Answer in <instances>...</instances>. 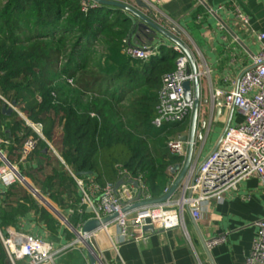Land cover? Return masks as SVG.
<instances>
[{"label":"trees","instance_id":"16d2710c","mask_svg":"<svg viewBox=\"0 0 264 264\" xmlns=\"http://www.w3.org/2000/svg\"><path fill=\"white\" fill-rule=\"evenodd\" d=\"M85 4L83 0H0V91L6 100L16 102L28 120L43 125L45 139L72 173L94 174L91 187L98 198L107 184L115 185L124 175L141 183L143 194L157 198L173 181L176 171L172 170L183 159L172 155L166 144L155 143L151 148L148 142L171 126L178 130L170 138L175 139L190 121L162 128L152 124L158 91L164 76L175 71L178 53L161 45L157 56L148 61L130 58L123 52L132 28L125 12L90 3L84 11ZM104 34L106 40L101 38ZM99 40L111 47L109 54L115 55L116 61L104 58L103 62H89L96 52L88 53L87 49ZM64 50L69 54L62 67L64 78L82 94L93 92L104 98L108 106L92 105L79 111L62 92L52 88ZM11 130L19 145L25 136H36L22 118ZM38 143L35 153L46 150L49 154L48 144L43 139ZM6 157L14 162L20 154L12 149ZM60 166L54 185L71 192L75 182ZM50 176H46L48 184L52 183ZM85 191L90 192L88 186ZM14 196L7 195V216L25 212L23 205L13 207L17 202ZM22 196L49 224L55 222L31 196ZM86 217L81 212L76 221L81 223ZM0 229L4 230L2 223Z\"/></svg>","mask_w":264,"mask_h":264},{"label":"crops","instance_id":"0c3cea01","mask_svg":"<svg viewBox=\"0 0 264 264\" xmlns=\"http://www.w3.org/2000/svg\"><path fill=\"white\" fill-rule=\"evenodd\" d=\"M120 1L136 6L161 25L168 27L166 21H171L181 30V39L195 56L202 73L203 99L211 101V94L217 89L232 90L242 72L252 65L253 57L261 46L256 36L257 33H264V0H143L150 6V12L138 7L136 0ZM240 15H244L248 22L243 21ZM126 41L132 45H162L174 49L169 40L159 35L143 36L138 31L131 39L128 36ZM0 103L2 109L5 103L2 99ZM15 113L5 115L2 112L4 116H0V151L5 156L12 149L19 152L20 145L11 130L18 121ZM205 119L206 125L203 127ZM242 121V115L235 109L222 104L217 112V104L214 107L210 102L203 104L197 126L202 137L196 140L193 161L202 162L217 146L225 129ZM215 124L220 127L219 133L211 136ZM189 130L190 121L177 138L188 135ZM13 156L16 158V155ZM12 163L18 164L23 179L13 187L0 183V223L3 224V232L22 231L49 240L56 248L66 247L57 257V264H84L88 248L76 230H81L83 224L94 218L95 214L86 212L89 206H85L82 212L87 217L81 223L76 221L81 213L84 194L60 154L58 156L52 150L47 154L43 150V154L35 153L29 160L20 162L19 158ZM60 163L75 182L71 192L62 191V188L59 190L54 185L57 179L54 174L60 172ZM48 175H51L50 184L46 181ZM93 177L94 174L85 175L82 179L90 189L89 193L86 192L88 197L96 201L98 196L91 187ZM8 194H15L13 198L17 202L13 207L23 205L24 213L7 216L5 210L10 204L7 202ZM24 194L36 202V194L46 199L49 206L38 203L37 207L45 208L55 222L49 224L40 211L35 207L30 208V200H25ZM146 198L152 197L142 194V199ZM167 210L171 211L169 217L157 216L155 231H147L148 234L138 240L122 242L114 222L93 232L90 241L98 263L211 264V257L214 264H245L255 237L254 223L264 218V188L259 178L252 176L242 181L237 189L227 191L221 200L211 199L204 204L199 220L195 221L186 212L181 225L176 209L169 207ZM219 235H224L226 241L208 249L206 242ZM2 248L0 243V264H10Z\"/></svg>","mask_w":264,"mask_h":264},{"label":"built area","instance_id":"2783aa9c","mask_svg":"<svg viewBox=\"0 0 264 264\" xmlns=\"http://www.w3.org/2000/svg\"><path fill=\"white\" fill-rule=\"evenodd\" d=\"M87 5L85 4L84 11L87 10ZM240 18L248 22L244 15H240ZM166 22L167 26H175L171 21ZM256 37L261 46L253 57L252 65L242 72L232 90L217 89L212 92L211 101L209 100L213 107L220 100L224 106L235 109L242 115L243 121L227 127L217 146L202 162L192 160L178 186L177 198L123 212V208L136 202L138 192L143 194L141 183L138 182L137 189L130 184H125L116 191H114L115 185L107 184L99 198L92 201L85 191L83 179L76 177L70 171L77 186L84 194L81 201V212L85 206L92 207L94 218L98 219L117 213L118 216L105 226L114 222L120 240L125 242L146 236L148 232H144L143 227L148 224L154 226L157 216L169 217L171 211H166L169 207L176 209L181 225L186 212L195 221L199 220L204 204L211 199L221 200L227 191L237 189L242 181L252 176L259 178L264 188V33H257ZM159 48L160 45H132L126 41L123 51L130 58L145 62L157 56ZM174 50L178 53L176 69L164 76L162 86L158 91L156 115L152 120L155 128L185 122L191 117L193 111V101L185 98L182 86L184 81L193 79V74L187 73L189 61L177 46ZM0 99L6 107H12V103L1 95ZM13 109L23 117L36 134V136L24 137L19 147L20 162L26 161L39 149V139H43L59 156L54 146L45 139L43 125L28 120L18 107ZM187 147L188 143L178 138L167 142L169 152L183 160L186 158ZM122 178L132 179L128 175ZM22 179L18 164L10 162L0 151V183L10 187ZM172 182L164 189L163 195L168 192ZM254 225L256 227L255 237L251 250L246 256L245 264H264V218L257 220ZM80 239L82 240V237ZM225 241L226 237L219 235L211 237L205 245L209 249ZM0 242L10 264H57V257L66 249V247L56 248L51 241L22 231L3 232L0 229Z\"/></svg>","mask_w":264,"mask_h":264},{"label":"water","instance_id":"95a60500","mask_svg":"<svg viewBox=\"0 0 264 264\" xmlns=\"http://www.w3.org/2000/svg\"><path fill=\"white\" fill-rule=\"evenodd\" d=\"M86 4H92L93 7H99V6H108L111 9H120L125 12L126 17L131 20L132 22V28L131 32L129 34V39L135 34L136 31L141 33V35L146 36L147 34L152 35H159L164 39L169 40L173 47H178L181 49L183 54L186 55L189 61V67L187 69V73L193 74V79L186 80L183 82V90L185 94V98L188 101H193V111L191 115L190 120V130L188 135H181L178 138L182 141H186L188 143L187 147V154L186 158L184 160L183 165L176 164L173 168V172L176 170H179L174 181L172 182L169 190L164 195L157 197V198H148V199H142V193L138 192L136 196V202L133 204L126 206L123 208V212H127L129 210L141 208L144 206H152L161 204L168 199H176L178 196V186L180 182L182 181L183 177L185 176L189 166L192 163L194 152H195V143L197 138L202 137L201 131L197 130L198 126V120H199V114L201 111V106L208 105L209 99H203L201 95V78L202 73L199 70V66L197 63V60L191 50L187 47V45L183 42L181 39L182 32L179 28L173 25H169L168 27L161 25L160 23H157L156 21L152 20L148 14L145 12L139 10L134 5L125 3L120 0H83ZM136 4L138 7L143 8L144 10L150 12L151 8L150 6L145 3L143 0H136ZM14 107H17L16 102H12V107H2V112L5 115H11L14 112ZM222 102L220 100L217 101V112L221 110ZM206 125V119L203 122V127ZM92 172H77L75 174L76 177L79 176H85V175H91ZM130 184L133 188H138L139 184L137 180L128 179L124 180L123 178L119 179L117 183L114 186V191H116L118 188L121 187V185ZM96 209V208H95ZM96 211V210H95ZM87 212H94V208L89 207ZM118 216L117 213L111 214L109 216L103 217L101 219L98 218H92L86 221L81 230H76L78 236L82 237V240L84 244L88 248L87 252V260L84 264H99V260L97 258L96 251L90 241V235L98 230L99 228L107 225L109 222L113 221ZM143 231H150L154 232L155 228L153 225L148 224L143 227ZM210 257V254H209ZM211 264H214L212 258L210 257Z\"/></svg>","mask_w":264,"mask_h":264},{"label":"rangeland","instance_id":"374dc122","mask_svg":"<svg viewBox=\"0 0 264 264\" xmlns=\"http://www.w3.org/2000/svg\"><path fill=\"white\" fill-rule=\"evenodd\" d=\"M26 26H27V24H26ZM29 29H30V25H29ZM68 37L70 38L71 35H68ZM101 38H102V40L107 39L105 34L102 35ZM95 45H96L95 47H90L87 49L88 53L96 52L93 56H91L92 58L88 59L89 62H92V61L96 62V59L101 60L100 62H103L104 58H106L107 60L109 59L111 62L117 60L116 59L117 57L115 55L109 54V51L112 49H111V47H109V45L107 43H104L103 41L99 40V41L95 42ZM22 48H24V47H22ZM96 50H98V51H96ZM80 54L85 56L84 50H81ZM68 56H69L68 50L67 51L64 50L61 54L60 61L58 62V70L59 71L55 75V81L52 85V88L62 92V95H64V99H66L68 102H71L72 104H74L75 108H77L79 111H82L84 108H88L92 105L95 106L96 108L102 107L104 105L108 106V103H106L104 98L100 97L99 95H97L96 93H93V92H87L85 94H82L80 91L76 90L74 88V86H72V82L70 79L66 80L64 78V73H63L62 67L67 63ZM0 95L3 97V94L1 91H0ZM92 113H95V112H92ZM24 117H26V116L24 115ZM19 118H21V117H19V115L17 114V119H19ZM25 124L27 125L26 122H25ZM219 128H220L219 125H216V124L214 126H212L211 136L217 135L219 133ZM175 132H178V130H175V128H173L171 126V128L165 129V132L162 133L159 137H157L156 139H154L152 141H149L148 143L150 144L151 148H153L152 144H155V143H157L159 145H165V144L167 145V142L171 138L172 134ZM153 153H154V151H153ZM36 200H37V203H39V204L43 203V205L49 206L48 203L45 201L46 199L45 200L41 199L39 194H36Z\"/></svg>","mask_w":264,"mask_h":264}]
</instances>
